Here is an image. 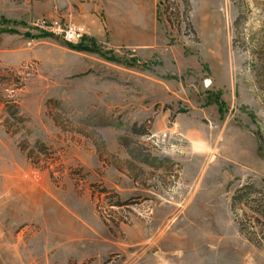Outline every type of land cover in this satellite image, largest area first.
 <instances>
[{
	"label": "rangeland",
	"instance_id": "374dc122",
	"mask_svg": "<svg viewBox=\"0 0 264 264\" xmlns=\"http://www.w3.org/2000/svg\"><path fill=\"white\" fill-rule=\"evenodd\" d=\"M0 264H264V0H0Z\"/></svg>",
	"mask_w": 264,
	"mask_h": 264
},
{
	"label": "built area",
	"instance_id": "2783aa9c",
	"mask_svg": "<svg viewBox=\"0 0 264 264\" xmlns=\"http://www.w3.org/2000/svg\"><path fill=\"white\" fill-rule=\"evenodd\" d=\"M82 33L77 28H71L66 32L65 38L69 41L76 40Z\"/></svg>",
	"mask_w": 264,
	"mask_h": 264
},
{
	"label": "trees",
	"instance_id": "16d2710c",
	"mask_svg": "<svg viewBox=\"0 0 264 264\" xmlns=\"http://www.w3.org/2000/svg\"><path fill=\"white\" fill-rule=\"evenodd\" d=\"M134 131H136L137 133L139 132V131H137V129L136 128H134ZM144 155V154H143ZM144 163H148V164H150V165H153L154 163H152V161H155L153 158H151V159H149L148 160V158H146V157H142V159H141ZM161 164V163H160ZM159 164V165H160Z\"/></svg>",
	"mask_w": 264,
	"mask_h": 264
}]
</instances>
